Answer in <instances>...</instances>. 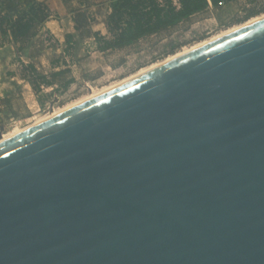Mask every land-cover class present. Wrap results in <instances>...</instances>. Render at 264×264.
<instances>
[{"label":"water","instance_id":"water-1","mask_svg":"<svg viewBox=\"0 0 264 264\" xmlns=\"http://www.w3.org/2000/svg\"><path fill=\"white\" fill-rule=\"evenodd\" d=\"M0 264H264V19L1 143Z\"/></svg>","mask_w":264,"mask_h":264},{"label":"rangeland","instance_id":"rangeland-1","mask_svg":"<svg viewBox=\"0 0 264 264\" xmlns=\"http://www.w3.org/2000/svg\"><path fill=\"white\" fill-rule=\"evenodd\" d=\"M263 8L264 0H238L217 11L211 7L174 27L143 38L126 48L119 56L109 57V67L100 63L98 57H91L90 47H85L81 51V68L76 69L79 80L67 92L55 93L44 108L40 106L32 87L17 77L21 71V62L27 61V50L23 53L17 51L9 37L0 36V98L8 96L13 99L12 106L0 105V140L6 135L22 133L37 125L53 110H61L83 100L132 76L142 68L264 14L260 13L245 21L249 15L258 13ZM107 10V5L102 3L92 8L96 18L91 22L93 27L101 24ZM216 15L221 17V21ZM40 39L43 40L45 52L58 48L56 40L47 34H43ZM82 42L78 50L84 46ZM55 87L46 88V91L50 92Z\"/></svg>","mask_w":264,"mask_h":264},{"label":"trees","instance_id":"trees-1","mask_svg":"<svg viewBox=\"0 0 264 264\" xmlns=\"http://www.w3.org/2000/svg\"><path fill=\"white\" fill-rule=\"evenodd\" d=\"M236 1L238 0H108L107 13L103 14L106 34L94 30L91 23L96 19L91 7L97 4L87 5L85 10L75 11L76 34L66 35L64 53L51 60L52 69L49 71L34 60L45 50L40 31L52 15L45 0H0V36L9 37L17 51L23 53L27 50L28 62H21L18 76L32 87L40 106L44 108L55 93H65L76 83L71 65L82 41L93 38L96 49L100 52L126 49L143 38L174 27L211 7L217 11ZM260 13H264V8L249 15L245 21ZM216 18L221 21L219 15ZM47 36L51 37L49 34ZM67 56L70 57V62L67 61ZM54 86L56 87L52 91H46V88ZM0 105L12 106L13 99L8 96L0 98Z\"/></svg>","mask_w":264,"mask_h":264},{"label":"crops","instance_id":"crops-1","mask_svg":"<svg viewBox=\"0 0 264 264\" xmlns=\"http://www.w3.org/2000/svg\"><path fill=\"white\" fill-rule=\"evenodd\" d=\"M45 1L47 2V4L51 9L52 15L43 24L40 33L44 35L49 34L52 37V39L56 40V42L58 43V48L55 50L51 49L53 51L47 50V52H45L46 50H44L43 54L40 55L38 58H35L34 60L35 62H38L43 69L49 71L52 69L51 60L54 57H57L59 55H62V53H64V49L66 47V35L76 34L75 23H74L75 11L81 9L85 10L87 8V5H94L93 3L97 5L98 3L107 5L108 0H45ZM103 19H104V15L102 17L101 24H98L93 28L96 31H100L102 34H106L107 31ZM83 42L82 43L84 46L82 47V49L80 48V50L76 51L71 65L73 70V75L76 78V81L79 80V77L76 74V69L81 68V64H82V61L80 60L81 51H83L85 47L86 48L90 47L91 51L89 53L90 55H92L91 57L93 56H96V58L98 57L100 59V63L102 62L103 64L106 65L105 67H109V65L111 64L109 63L110 62L109 57L112 56L114 58V56H119L121 52L125 50V49H116L107 52H100L96 49V44L93 38L86 39ZM13 46L15 45L13 44ZM67 61L70 62L69 56H67ZM17 77H19L18 74Z\"/></svg>","mask_w":264,"mask_h":264},{"label":"bare ground","instance_id":"bare-ground-1","mask_svg":"<svg viewBox=\"0 0 264 264\" xmlns=\"http://www.w3.org/2000/svg\"><path fill=\"white\" fill-rule=\"evenodd\" d=\"M262 19H264V14H262L260 16H257V17H254V18L244 22L243 24H240L238 26L230 28V29L218 34V35L210 37L209 39H205V40H203L201 42H198V43L192 45L191 47H189L187 49H184V50H182L180 52H177V53L167 57L163 61L154 63V64H152V65H150L148 67L142 68L137 73L133 74L132 76H129L126 79L117 82V84L111 85L110 87H107V88L101 90L100 92H98L96 94H93V95H91V96H89V97H87V98H85L83 100H80V101H78L76 103H73V104H71V105H69V106H67V107H65V108H63L61 110H57V111L53 110V111H51V113L46 115L43 118V120H41V122H39V123H42V122L47 121V120H49V119H51L53 117H56V116H58V115H60V114H62L64 112H66V111H68V110H70V109H72V108H74V107H76L78 105H81V104H83V103H85V102H87V101H89V100H91L93 98H96V97H98V96H100V95H102V94H104V93H106V92H108V91H110V90H112V89L124 84V83H127V82H129V81L141 76V75H144V74H146V73H148V72H150L152 70H155V69H157V68H159V67H161V66H163V65H165V64H167V63H169V62H171V61H173V60H175V59H177L179 57H182V56H184V55H186V54H188V53H190V52H192V51H194L196 49H199V48H201V47H203V46H205L207 44H210V43H212V42H214V41H216V40H218V39H220V38H222L224 36H227V35L235 32V31H238V30H240V29H242V28H244V27H246V26H248L250 24H253V23H255V22L259 21V20H262ZM18 133L20 134V132H18ZM18 133L17 134L16 133L9 134V135H6L5 137L3 136L4 138L2 140H0V144L5 142V141H7V140H9V139H11V138H13V137H15L16 135H18Z\"/></svg>","mask_w":264,"mask_h":264}]
</instances>
